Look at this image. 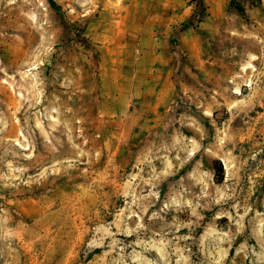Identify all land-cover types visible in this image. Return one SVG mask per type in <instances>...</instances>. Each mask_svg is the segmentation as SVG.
<instances>
[{"label":"rangeland","instance_id":"374dc122","mask_svg":"<svg viewBox=\"0 0 264 264\" xmlns=\"http://www.w3.org/2000/svg\"><path fill=\"white\" fill-rule=\"evenodd\" d=\"M52 1L0 0V264H264V0H180L172 64L116 116V5Z\"/></svg>","mask_w":264,"mask_h":264},{"label":"crops","instance_id":"0c3cea01","mask_svg":"<svg viewBox=\"0 0 264 264\" xmlns=\"http://www.w3.org/2000/svg\"><path fill=\"white\" fill-rule=\"evenodd\" d=\"M108 1L116 6L100 13L99 18L109 22L99 26L94 35L103 37L98 40L103 89L115 92L114 96H109L110 101H106L105 114L116 116L129 110V101L139 98L141 85L155 92L152 87L160 79V65L169 67L176 55L170 50L171 36L179 30L175 24L190 20L193 13L191 7L177 13L180 0ZM187 35V32L181 35L185 45Z\"/></svg>","mask_w":264,"mask_h":264},{"label":"trees","instance_id":"16d2710c","mask_svg":"<svg viewBox=\"0 0 264 264\" xmlns=\"http://www.w3.org/2000/svg\"><path fill=\"white\" fill-rule=\"evenodd\" d=\"M195 1H196V0H195ZM49 2H50V4H51V6H53L54 8L57 7L56 4H55L52 0H49ZM231 4H232L233 6H235V8L237 9V11H238L241 15H244L245 10H244L241 6L237 5V4L235 3L234 0H231ZM220 168L222 169V167H220Z\"/></svg>","mask_w":264,"mask_h":264}]
</instances>
